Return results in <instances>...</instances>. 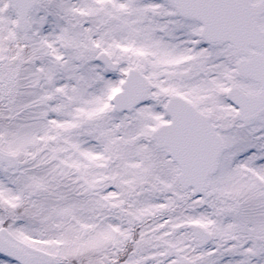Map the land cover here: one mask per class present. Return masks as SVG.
Here are the masks:
<instances>
[{
	"label": "snow or ice",
	"instance_id": "obj_1",
	"mask_svg": "<svg viewBox=\"0 0 264 264\" xmlns=\"http://www.w3.org/2000/svg\"><path fill=\"white\" fill-rule=\"evenodd\" d=\"M0 264H264V0H0Z\"/></svg>",
	"mask_w": 264,
	"mask_h": 264
}]
</instances>
